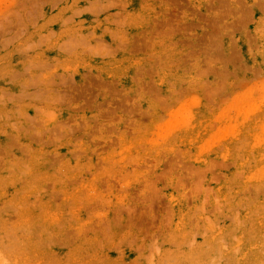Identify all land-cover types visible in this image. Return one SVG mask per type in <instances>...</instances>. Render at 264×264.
<instances>
[{
    "label": "rangeland",
    "instance_id": "rangeland-1",
    "mask_svg": "<svg viewBox=\"0 0 264 264\" xmlns=\"http://www.w3.org/2000/svg\"><path fill=\"white\" fill-rule=\"evenodd\" d=\"M0 264H264V0H0Z\"/></svg>",
    "mask_w": 264,
    "mask_h": 264
},
{
    "label": "bare ground",
    "instance_id": "bare-ground-1",
    "mask_svg": "<svg viewBox=\"0 0 264 264\" xmlns=\"http://www.w3.org/2000/svg\"><path fill=\"white\" fill-rule=\"evenodd\" d=\"M98 11H99V10H98ZM73 41H74V40H73ZM73 41H72V42H73ZM74 46H75V45H74ZM81 46H82V45H81ZM66 49H67V48H66ZM10 156H11V155H10Z\"/></svg>",
    "mask_w": 264,
    "mask_h": 264
}]
</instances>
